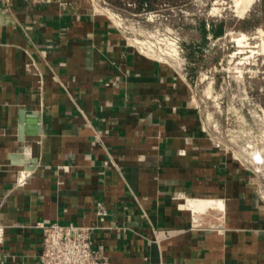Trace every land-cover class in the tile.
Returning <instances> with one entry per match:
<instances>
[{
    "label": "crops",
    "instance_id": "0c3cea01",
    "mask_svg": "<svg viewBox=\"0 0 264 264\" xmlns=\"http://www.w3.org/2000/svg\"><path fill=\"white\" fill-rule=\"evenodd\" d=\"M38 221L91 226L110 264H264L251 169L88 0H0V262L39 264Z\"/></svg>",
    "mask_w": 264,
    "mask_h": 264
},
{
    "label": "rangeland",
    "instance_id": "374dc122",
    "mask_svg": "<svg viewBox=\"0 0 264 264\" xmlns=\"http://www.w3.org/2000/svg\"><path fill=\"white\" fill-rule=\"evenodd\" d=\"M88 2L111 17L133 46H151L155 52L147 55L164 56L158 60L180 72L205 131L251 169L264 198L263 0ZM212 28L222 30L213 36Z\"/></svg>",
    "mask_w": 264,
    "mask_h": 264
},
{
    "label": "built area",
    "instance_id": "2783aa9c",
    "mask_svg": "<svg viewBox=\"0 0 264 264\" xmlns=\"http://www.w3.org/2000/svg\"><path fill=\"white\" fill-rule=\"evenodd\" d=\"M25 1L27 4L36 5L50 3L54 0ZM1 2L5 9H8L10 0H1ZM91 9L99 12L93 6ZM109 18L111 19V17ZM98 212L100 214L105 213L101 205H99ZM35 225L41 229L39 264H110L103 245L93 242L91 238L93 228L91 226L72 222L60 224L56 221L48 223L38 221ZM2 235L3 230L0 226V241ZM0 264L4 263L0 262Z\"/></svg>",
    "mask_w": 264,
    "mask_h": 264
},
{
    "label": "bare ground",
    "instance_id": "6f19581e",
    "mask_svg": "<svg viewBox=\"0 0 264 264\" xmlns=\"http://www.w3.org/2000/svg\"><path fill=\"white\" fill-rule=\"evenodd\" d=\"M245 2L246 0H234V3L235 4H238V3H241V2ZM237 6V5H236ZM139 50H141L142 52H144L145 54H153L152 52H155L152 48H151V46H149V45H147V44H144V48L142 47V46H139V48H138ZM161 50L164 52L163 54H165L166 53V55H173L174 54V52L175 51H172L171 49H169V48H165L164 50H163V48H160V52H161ZM176 53V52H175ZM156 55H158V53H155ZM154 54V55H155ZM175 56H176V54H174ZM174 55H173V57H174ZM163 57L164 56H162V57H159V58H157V59H163ZM172 57V56H171ZM206 203V201H201V200H199V201H197L196 203H191V205L193 206H197V204H198V207L200 206V205H202V204H205Z\"/></svg>",
    "mask_w": 264,
    "mask_h": 264
},
{
    "label": "trees",
    "instance_id": "16d2710c",
    "mask_svg": "<svg viewBox=\"0 0 264 264\" xmlns=\"http://www.w3.org/2000/svg\"><path fill=\"white\" fill-rule=\"evenodd\" d=\"M221 28H216V29H211V33H212V35L213 36H218V33H220L221 32Z\"/></svg>",
    "mask_w": 264,
    "mask_h": 264
}]
</instances>
